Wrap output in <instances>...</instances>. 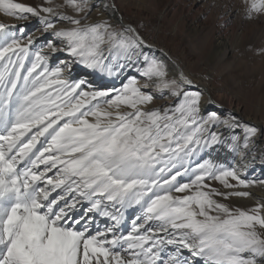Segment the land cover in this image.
Instances as JSON below:
<instances>
[{"label": "snow or ice", "instance_id": "snow-or-ice-1", "mask_svg": "<svg viewBox=\"0 0 264 264\" xmlns=\"http://www.w3.org/2000/svg\"><path fill=\"white\" fill-rule=\"evenodd\" d=\"M242 3L247 19L264 16V0ZM93 7L0 0V14L35 17L50 37L0 23V264H264V203L217 199L264 184L246 176L264 170V128L210 96L202 107L178 64L170 76L136 26L89 21ZM74 65L126 82L84 90ZM157 94L173 102L153 106ZM221 147L237 166L217 162Z\"/></svg>", "mask_w": 264, "mask_h": 264}, {"label": "bare ground", "instance_id": "bare-ground-1", "mask_svg": "<svg viewBox=\"0 0 264 264\" xmlns=\"http://www.w3.org/2000/svg\"><path fill=\"white\" fill-rule=\"evenodd\" d=\"M124 1L130 4L131 0ZM143 1L151 7L152 11L159 12L161 17L171 16L174 19V31L186 36V43L205 60L206 65L209 67L207 73H202L197 68L190 67L183 57L160 45L156 40L150 41L146 38L150 44L155 45L157 54L166 57L170 66L174 68V74L176 68L173 66V61L179 65L185 75L204 90L202 107L210 96L212 100L222 106L218 110L224 116L236 115L244 123L264 128V55L261 59L256 60L243 55L245 47L254 42L259 43L264 48V16L247 19L244 11H240L238 8L243 6L242 0ZM89 2L95 5L89 13V21L109 18L112 19L113 23L119 20L124 24H128L120 15L119 6L116 2H114L116 5L115 12L122 19L115 17L113 11L106 10L99 0H89ZM178 2H180L179 5H177ZM59 3L63 4L64 0H60ZM58 11L65 12L68 15L73 14L70 8H60ZM187 25L192 27L193 35L185 34ZM42 38L40 37V40ZM162 53H167V55L164 56ZM62 55L64 56L63 53H58L54 60L58 62L64 59ZM229 64L235 67L248 66L251 69H245L253 71L254 74L246 80H241L237 75H231L230 84L232 86H230V91L224 92L221 89V84L215 82L214 79L219 75L223 77L222 73L224 71L222 69ZM71 77H77L76 80H86L89 85H93V88L103 82L105 77H107L105 83L111 84L109 83L111 78L107 74L86 70L78 65L73 66ZM120 77L124 80L125 76L122 74ZM70 79L72 80V78ZM167 101L169 99L166 98L159 105L167 106L173 102L171 100ZM259 142L264 143V137H260ZM212 155L217 162L225 165L237 166L239 160V157L234 156L225 147L218 148ZM246 176L248 179H256L257 181L264 180V170L259 167L249 169ZM214 186L220 187L221 191H231L230 189H223L215 182ZM235 190L245 191L250 195L246 198L230 197L228 200H223L217 197V199L229 204L230 207H240L242 209H249L257 203H264V184L257 182L247 188L241 187Z\"/></svg>", "mask_w": 264, "mask_h": 264}, {"label": "rangeland", "instance_id": "rangeland-1", "mask_svg": "<svg viewBox=\"0 0 264 264\" xmlns=\"http://www.w3.org/2000/svg\"><path fill=\"white\" fill-rule=\"evenodd\" d=\"M102 5H111L114 2H116L119 6L120 15H122L123 20L136 26L138 30L140 31L141 35H143L145 38L149 39L150 41L156 40L160 45H163L170 49L172 52L178 54L179 56L183 57L187 64L192 68H197L202 73H207L209 71V67L206 65L205 60L197 54L193 50V48L186 43L185 35H180L176 33L173 29V23L174 19L171 18V16L161 17L159 12H155L151 10V7L146 4L143 0H131L130 4H128L124 0H99ZM19 2H23L29 5H37L43 3V0H19ZM60 0H54L55 4H62L59 3ZM113 2V3H112ZM180 2L177 3L179 5ZM240 11H243V6L238 7ZM107 10H111V7H109ZM115 12L114 16L121 19L120 15ZM9 20V21H6ZM0 23H4L7 25H16V26H24L26 28V32L24 33L25 37L27 35H35L37 37H43L41 40H39L38 44L45 43L50 37L43 33L42 25L40 21L35 18L29 16L28 20H17L12 17H8L6 15L0 14ZM114 23H122L119 20H116ZM235 23V21H234ZM18 27L16 29L17 35H20L18 31ZM192 27H189L188 25L185 27V34L193 35ZM262 46L259 43H252L250 45H247L245 49L243 50V55L247 56L249 59H261L262 55L258 54V50L261 49ZM156 55L164 60L169 65V75H174V68L170 66L169 61L166 59V57H161L160 54ZM65 56V55H64ZM62 55V58L65 59ZM202 58V59H201ZM61 59V58H60ZM59 60V59H57ZM57 61L54 59L50 60V64L52 66H55ZM251 69L250 67H243V66H231L225 65L223 67L224 73H222L223 77L221 75L215 77V82H218L221 84V89L224 92L230 91V76L231 75H237L241 78V80H246V78L250 77V75L254 74L253 71H249L247 69ZM122 75V74H121ZM127 74H124V76ZM131 75H134L137 77V79L143 83L144 78L140 77L139 74L133 70L131 72ZM72 80H76L77 77H71ZM110 81L108 83H105L107 81V77H105L104 81L99 83L96 87L93 88V85L86 84L84 86V90H106V89H112V88H119L122 85V82H126L123 80L120 76H113L110 77ZM79 79V78H78ZM83 80V79H82ZM87 86H90L87 88ZM111 87V88H110ZM166 98L159 97V94H157V99L154 100L153 106L161 104L163 100ZM170 101V100H169ZM167 101V102H169ZM130 227V221L129 224L125 226L122 231H127Z\"/></svg>", "mask_w": 264, "mask_h": 264}]
</instances>
